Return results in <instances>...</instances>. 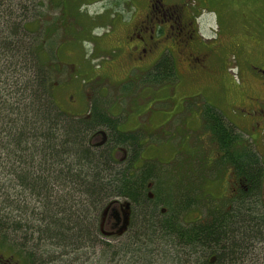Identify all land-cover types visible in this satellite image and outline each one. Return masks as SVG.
I'll return each instance as SVG.
<instances>
[{"label": "trees", "instance_id": "obj_1", "mask_svg": "<svg viewBox=\"0 0 264 264\" xmlns=\"http://www.w3.org/2000/svg\"><path fill=\"white\" fill-rule=\"evenodd\" d=\"M29 4L34 6L31 20L25 16L32 9ZM41 4L0 1L2 248L18 255L23 264H36L44 257L37 250L45 242L53 252L94 250L100 244L103 252L116 254L102 226L106 209L123 200L128 204V224L122 233L129 240L124 253L161 240L188 248L186 254L181 253L191 259L187 264H256L254 252L259 246L264 250L263 168L241 133L216 108L203 105L199 112L202 128L219 152L216 164L220 170L231 169L238 184L225 204L214 205L215 200L202 192L205 179L198 186L196 179L187 180L184 171L177 178L169 176L176 182L160 184L156 179L161 168L143 159L146 146L138 131H120L119 121L96 103L90 105L87 116L59 110L52 77L61 69L56 52L43 45L49 29L42 31L45 25L37 10ZM58 6H63L60 0ZM25 33L32 34L28 39L34 44L27 43ZM171 59L164 56L141 79L155 86L174 83ZM99 135L102 141L97 143ZM27 194L37 198L39 207L25 218L23 210L28 207L22 199ZM194 203L205 211L202 218L187 221ZM9 231L12 236L22 234L24 242L9 245ZM100 238L105 239L100 242Z\"/></svg>", "mask_w": 264, "mask_h": 264}, {"label": "rangeland", "instance_id": "obj_2", "mask_svg": "<svg viewBox=\"0 0 264 264\" xmlns=\"http://www.w3.org/2000/svg\"><path fill=\"white\" fill-rule=\"evenodd\" d=\"M10 1L4 3L9 5ZM41 1L38 18L45 25L42 31L50 32L44 33L42 44L56 52L61 69L52 77L53 97L60 111L87 116L90 105L96 103L98 109L119 121L120 131H138L143 136L146 146L143 159L152 160L161 168L156 179L160 184L176 182L169 176L177 178L178 172L184 171L187 180L196 179L198 186L204 178L203 194H208L212 202L215 200L214 205H223L238 184L231 169L220 170V165L217 166L219 152L202 128L199 112L203 105L213 106L241 133L247 149L258 155L263 168L264 205V0H60L62 8L58 6L59 0H54L58 4L36 0V4ZM31 5L32 9L25 15L29 20L34 11ZM151 8L153 12L149 14ZM177 21L201 43L186 50L198 59L203 58L202 64L195 63L201 67L198 73L193 72L194 67L198 68L195 64L183 62L186 54L176 32L181 29ZM155 24L163 31L161 39L153 38L157 50L148 60L135 61L140 55L133 54V44L140 42L137 36L148 42L149 34L141 33L140 28L146 26L149 31ZM25 36L27 43L34 44L28 39L32 34ZM160 56L172 58L174 83L155 86L141 79L152 72ZM101 141L99 135L95 142ZM117 157L121 158L122 154ZM23 198L28 207V211L23 210V216L28 218L33 208L38 211L39 204L36 197L27 194ZM4 199L1 197L0 203ZM122 202L106 209V225L102 226L108 243L116 247V254L103 252L100 244L94 250L84 247L71 248L72 252H53L49 242L42 244L34 240L40 243L37 255L44 256L36 264H175L177 259L187 264L191 261L181 254H186L188 248L181 249L175 243L167 245L161 240L157 245L152 242L141 245L140 250H132L136 252L124 253L129 240L128 235L119 232ZM190 209L185 218L191 222L202 218L205 211L198 203ZM113 211H118L121 218L117 227ZM22 236L10 237L9 245L15 241L23 243ZM104 239L100 238V242ZM3 246L0 243V252L11 254ZM254 256L256 264H264V250L260 246ZM14 259L17 264H23L18 255L14 254Z\"/></svg>", "mask_w": 264, "mask_h": 264}, {"label": "flooded vegetation", "instance_id": "obj_3", "mask_svg": "<svg viewBox=\"0 0 264 264\" xmlns=\"http://www.w3.org/2000/svg\"><path fill=\"white\" fill-rule=\"evenodd\" d=\"M152 12H153V8L149 9V14L152 13ZM149 21H150V19H149ZM152 22H154V20ZM157 24H158V22H157ZM177 24H178V21H177ZM178 26L181 28L179 30L177 29V31H176L177 34L179 36H181V41H182L181 50H184L185 54H186V57H185V59H183V62L184 63H190V64L193 63V64H195L196 61H199V62H201L200 64H202L203 58L198 59L195 56H193V54L188 53L186 51L189 46L190 47L194 46V45L195 46H200L201 45L200 41L198 39H196L195 35H193L191 30H187L186 28L183 29V26L181 24H178ZM149 27H150V24H148L147 28L149 29ZM182 30H184L185 32L182 33ZM140 32L143 33V34H145V33L149 34L148 37H147L148 38V42L147 43L143 42L142 37L141 36H137V39L140 40V42L135 41V44H133V47H134V49H133L134 53L133 54L137 53V54H140V55L137 56L135 61L136 60L137 61H142L144 59L148 60L150 58V56H153L154 52L158 48L157 43H155L153 41V38L156 39V40H159V39L162 38V35H163V31L162 32L159 31L157 29V25L156 24L154 26H152V28H150L149 31L146 30V26L145 27L142 26L140 28ZM182 35H183V37H182ZM129 42L131 43L132 41L129 40ZM167 49L168 48H166L165 50H167ZM164 51H162L161 53H163ZM162 58L160 56L157 59L161 60ZM200 64H195V66H197L198 68L194 67L195 71L197 70V72L193 71L194 73H198L199 72V70L201 68ZM262 102L263 101H261L260 103H262ZM255 103H257V101H255ZM257 125H258V122H257ZM115 210H117V209H115ZM125 211H126V209L123 208L122 205H121V207H120V215H122V225L121 226H123V213L122 212H125ZM113 212H114V218H115V221H116L115 226L117 227L120 224V219L121 218H120V215H119L118 211H113ZM0 264H17V261L14 259V255H12V254L4 255V254H2L0 252Z\"/></svg>", "mask_w": 264, "mask_h": 264}, {"label": "water", "instance_id": "obj_4", "mask_svg": "<svg viewBox=\"0 0 264 264\" xmlns=\"http://www.w3.org/2000/svg\"><path fill=\"white\" fill-rule=\"evenodd\" d=\"M122 207L126 209L125 212H122L123 213V226H122V229L121 231L119 232H122L126 229V226L128 224V213H127V210H128V204H122Z\"/></svg>", "mask_w": 264, "mask_h": 264}]
</instances>
